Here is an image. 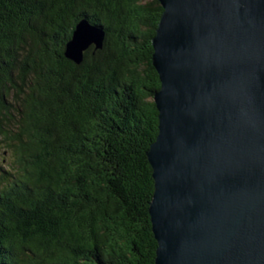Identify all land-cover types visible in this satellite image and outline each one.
I'll use <instances>...</instances> for the list:
<instances>
[{
    "label": "trees",
    "instance_id": "16d2710c",
    "mask_svg": "<svg viewBox=\"0 0 264 264\" xmlns=\"http://www.w3.org/2000/svg\"><path fill=\"white\" fill-rule=\"evenodd\" d=\"M159 0H0V264H156ZM87 17L106 31L65 55ZM7 155V156H6Z\"/></svg>",
    "mask_w": 264,
    "mask_h": 264
},
{
    "label": "water",
    "instance_id": "95a60500",
    "mask_svg": "<svg viewBox=\"0 0 264 264\" xmlns=\"http://www.w3.org/2000/svg\"><path fill=\"white\" fill-rule=\"evenodd\" d=\"M156 264H264V0H159ZM83 17L65 55L104 45Z\"/></svg>",
    "mask_w": 264,
    "mask_h": 264
},
{
    "label": "rangeland",
    "instance_id": "374dc122",
    "mask_svg": "<svg viewBox=\"0 0 264 264\" xmlns=\"http://www.w3.org/2000/svg\"><path fill=\"white\" fill-rule=\"evenodd\" d=\"M6 156H7V155H6ZM1 158H2V154H1V152H0V162H1L2 165H5V162H3V161L1 160Z\"/></svg>",
    "mask_w": 264,
    "mask_h": 264
}]
</instances>
